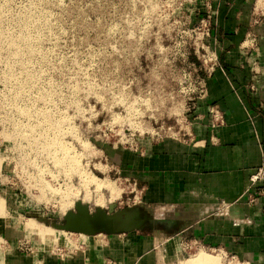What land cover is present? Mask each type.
<instances>
[{
    "label": "rangeland",
    "instance_id": "rangeland-1",
    "mask_svg": "<svg viewBox=\"0 0 264 264\" xmlns=\"http://www.w3.org/2000/svg\"><path fill=\"white\" fill-rule=\"evenodd\" d=\"M205 1L0 0V226L18 229L20 247L43 240L34 219L53 227L54 246L78 230L70 216L143 200L122 157L191 136L219 66Z\"/></svg>",
    "mask_w": 264,
    "mask_h": 264
},
{
    "label": "crops",
    "instance_id": "crops-1",
    "mask_svg": "<svg viewBox=\"0 0 264 264\" xmlns=\"http://www.w3.org/2000/svg\"><path fill=\"white\" fill-rule=\"evenodd\" d=\"M202 7L212 16L219 66L207 77L209 95L189 138H164L122 157V169L142 180L143 200L109 211L108 229L77 228L54 246L38 238L36 251L19 246L18 229L0 226L2 264H184L201 251L264 264V178L252 182L264 170V0H206ZM212 103L225 117L216 128ZM184 240L197 251L184 253Z\"/></svg>",
    "mask_w": 264,
    "mask_h": 264
},
{
    "label": "bare ground",
    "instance_id": "bare-ground-1",
    "mask_svg": "<svg viewBox=\"0 0 264 264\" xmlns=\"http://www.w3.org/2000/svg\"><path fill=\"white\" fill-rule=\"evenodd\" d=\"M75 203H77V202H75ZM84 211H86V209L84 207H82L81 212H84ZM69 218H70L69 225H68L69 227L78 228L80 230L83 229L84 231L89 232V230L91 228V223H92L91 221H92L93 217L89 218V221H87L88 219H86V222H84V220H82V219L80 220V218H77L75 216H72V217L70 216ZM52 228L46 227L45 225H43L42 221L36 220V219H34L30 223V229L33 232L39 233L41 235V237L43 238V240H45L48 245H51L52 240L55 238L54 232H53L54 230ZM59 228L63 229L66 227H60L59 226ZM185 264H222V262H221V257L219 255H212V254L201 251V253L198 256L192 258L191 260L186 261Z\"/></svg>",
    "mask_w": 264,
    "mask_h": 264
},
{
    "label": "built area",
    "instance_id": "built-area-1",
    "mask_svg": "<svg viewBox=\"0 0 264 264\" xmlns=\"http://www.w3.org/2000/svg\"><path fill=\"white\" fill-rule=\"evenodd\" d=\"M216 54V53H215ZM217 57V55H216ZM217 61V58H216ZM214 66H212V69H214ZM212 73V71L210 72ZM210 125L212 128H216L219 125H223L225 123V117L223 115V113L221 112V110L217 107V106H212L210 107ZM264 178V170L263 168H261L257 174L252 176V182L255 183L257 180L263 179ZM262 190H264V188L260 189V191L262 192ZM252 201L255 199L253 196H251Z\"/></svg>",
    "mask_w": 264,
    "mask_h": 264
},
{
    "label": "water",
    "instance_id": "water-1",
    "mask_svg": "<svg viewBox=\"0 0 264 264\" xmlns=\"http://www.w3.org/2000/svg\"><path fill=\"white\" fill-rule=\"evenodd\" d=\"M113 208L114 206H112L111 210L110 211H113ZM102 214H95V215H92L93 216V219H92V223H91V228L89 230L88 233L86 234H95V233H98L99 231H101L102 229H108V223L105 221V215L104 217L101 216ZM39 219H42V218H39ZM44 220V219H43ZM72 231V230H70ZM72 232H79V231H72Z\"/></svg>",
    "mask_w": 264,
    "mask_h": 264
}]
</instances>
